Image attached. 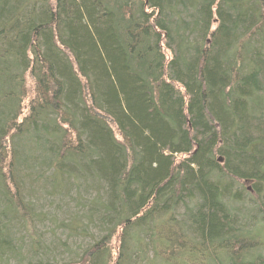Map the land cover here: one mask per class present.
<instances>
[{
    "label": "trees",
    "instance_id": "obj_1",
    "mask_svg": "<svg viewBox=\"0 0 264 264\" xmlns=\"http://www.w3.org/2000/svg\"><path fill=\"white\" fill-rule=\"evenodd\" d=\"M0 264H264V0H0Z\"/></svg>",
    "mask_w": 264,
    "mask_h": 264
},
{
    "label": "rangeland",
    "instance_id": "obj_2",
    "mask_svg": "<svg viewBox=\"0 0 264 264\" xmlns=\"http://www.w3.org/2000/svg\"><path fill=\"white\" fill-rule=\"evenodd\" d=\"M113 252H116L115 250ZM114 254V253H113ZM115 255V254H114Z\"/></svg>",
    "mask_w": 264,
    "mask_h": 264
}]
</instances>
